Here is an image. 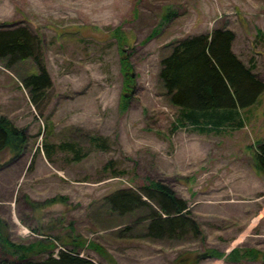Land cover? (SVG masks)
<instances>
[{"label": "rangeland", "instance_id": "1", "mask_svg": "<svg viewBox=\"0 0 264 264\" xmlns=\"http://www.w3.org/2000/svg\"><path fill=\"white\" fill-rule=\"evenodd\" d=\"M19 25L43 39L53 85L41 113L20 81L34 61L11 69L0 61V117L28 136L18 154H0V233L16 244L52 242L55 255L76 246L99 264H264V172L252 148L264 141V93L245 127L200 133L175 127L180 108L159 77L168 44L226 25L236 33L233 50L264 80V0H0V26ZM64 142L88 155L73 160L60 147L50 160L45 143ZM150 180L188 201L201 235L148 238L143 221L107 206L112 192ZM234 248L260 254L234 261ZM6 254L18 257L0 239Z\"/></svg>", "mask_w": 264, "mask_h": 264}, {"label": "trees", "instance_id": "2", "mask_svg": "<svg viewBox=\"0 0 264 264\" xmlns=\"http://www.w3.org/2000/svg\"><path fill=\"white\" fill-rule=\"evenodd\" d=\"M115 35L119 44L125 42V34L120 28L115 30ZM235 37L236 33L231 28L220 25L210 32L190 35L168 44L171 49L161 59L159 77L171 103L180 108V124L175 127L188 126L200 133L220 134L227 129H240L247 125L250 117L245 112L259 102L264 93V80L255 71L254 64L248 65L233 50ZM43 44L41 36L26 25L0 26V61L5 63V67L11 69L26 60L35 63L36 70L23 75L20 81L31 103L41 113L53 85L44 63ZM121 64L125 73V86L128 87L133 82V76L129 75L128 58L122 57ZM127 99L124 95V102ZM27 139L25 128L17 127L4 116L0 117V154L5 150L18 154ZM90 139L96 147L106 148V139L101 136L93 135ZM60 147L69 149L73 160H81L88 155L82 152V147H76L72 142L58 145L45 143L50 160L55 149ZM252 148L254 166L259 172H264V141H258ZM105 200L112 212L123 217L134 215L135 224L143 221L148 238H183L189 233L198 237L202 233L199 222L192 216L188 201L160 180H150L138 188H120ZM2 223L0 218V228ZM0 239L18 256H0V264H99L81 255L76 246L72 249L65 246L55 255L52 242L16 244L2 233ZM94 247L113 261L102 247ZM209 253L223 256V253L215 250ZM43 254L46 255L36 258ZM259 254L255 249L234 248L227 258L241 261L256 258Z\"/></svg>", "mask_w": 264, "mask_h": 264}]
</instances>
